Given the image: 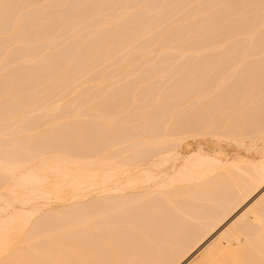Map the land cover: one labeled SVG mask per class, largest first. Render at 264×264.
Instances as JSON below:
<instances>
[{"label": "bare ground", "instance_id": "1", "mask_svg": "<svg viewBox=\"0 0 264 264\" xmlns=\"http://www.w3.org/2000/svg\"><path fill=\"white\" fill-rule=\"evenodd\" d=\"M0 264H264V0H0Z\"/></svg>", "mask_w": 264, "mask_h": 264}]
</instances>
